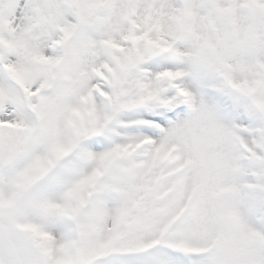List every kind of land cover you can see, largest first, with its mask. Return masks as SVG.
Wrapping results in <instances>:
<instances>
[{
  "label": "snow or ice",
  "instance_id": "snow-or-ice-1",
  "mask_svg": "<svg viewBox=\"0 0 264 264\" xmlns=\"http://www.w3.org/2000/svg\"><path fill=\"white\" fill-rule=\"evenodd\" d=\"M0 264H264V0H0Z\"/></svg>",
  "mask_w": 264,
  "mask_h": 264
}]
</instances>
